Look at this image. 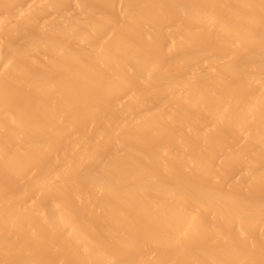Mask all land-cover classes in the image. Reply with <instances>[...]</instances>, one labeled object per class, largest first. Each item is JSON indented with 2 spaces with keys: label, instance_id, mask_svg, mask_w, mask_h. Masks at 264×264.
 <instances>
[{
  "label": "bare ground",
  "instance_id": "obj_1",
  "mask_svg": "<svg viewBox=\"0 0 264 264\" xmlns=\"http://www.w3.org/2000/svg\"><path fill=\"white\" fill-rule=\"evenodd\" d=\"M0 264H264V0H0Z\"/></svg>",
  "mask_w": 264,
  "mask_h": 264
}]
</instances>
